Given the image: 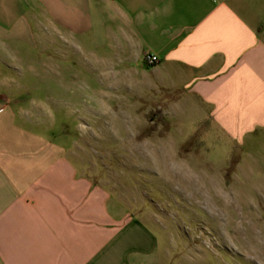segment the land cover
<instances>
[{
    "label": "crops",
    "instance_id": "crops-1",
    "mask_svg": "<svg viewBox=\"0 0 264 264\" xmlns=\"http://www.w3.org/2000/svg\"><path fill=\"white\" fill-rule=\"evenodd\" d=\"M118 74L264 180V0H0V264H161L155 232L67 149L79 109L61 89Z\"/></svg>",
    "mask_w": 264,
    "mask_h": 264
},
{
    "label": "rangeland",
    "instance_id": "rangeland-1",
    "mask_svg": "<svg viewBox=\"0 0 264 264\" xmlns=\"http://www.w3.org/2000/svg\"><path fill=\"white\" fill-rule=\"evenodd\" d=\"M113 79L61 89L75 92L66 143L84 172L155 232L161 264H264V180L234 173L233 147L204 125L149 121L155 101L135 74Z\"/></svg>",
    "mask_w": 264,
    "mask_h": 264
},
{
    "label": "trees",
    "instance_id": "trees-1",
    "mask_svg": "<svg viewBox=\"0 0 264 264\" xmlns=\"http://www.w3.org/2000/svg\"><path fill=\"white\" fill-rule=\"evenodd\" d=\"M146 117L149 121L155 119L159 122L165 123L163 116L155 110H153L150 114H147Z\"/></svg>",
    "mask_w": 264,
    "mask_h": 264
},
{
    "label": "built area",
    "instance_id": "built-area-1",
    "mask_svg": "<svg viewBox=\"0 0 264 264\" xmlns=\"http://www.w3.org/2000/svg\"><path fill=\"white\" fill-rule=\"evenodd\" d=\"M145 60L149 63V64H155L157 62H159V59L156 55L154 54H146L145 55Z\"/></svg>",
    "mask_w": 264,
    "mask_h": 264
}]
</instances>
